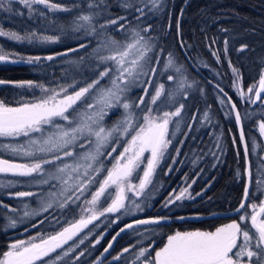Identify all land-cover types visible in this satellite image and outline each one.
Segmentation results:
<instances>
[{
  "label": "snow or ice",
  "instance_id": "obj_1",
  "mask_svg": "<svg viewBox=\"0 0 264 264\" xmlns=\"http://www.w3.org/2000/svg\"><path fill=\"white\" fill-rule=\"evenodd\" d=\"M119 7L129 13H138L134 16L136 24L132 25L126 16L111 17L108 11V0H86V11L82 10L74 16L67 29L61 26L62 34L70 31L79 39L82 37H101L90 55L81 57L79 61L69 62L79 70L85 59L89 62V71L94 79L78 80L75 75L71 83L66 82L46 87L43 84H34L32 81L18 82L16 87L40 89V97L33 100H24L23 96L15 106L0 101V140L11 141L0 143V150L6 151L12 157L26 162H17V159L0 158V174H10L12 177L25 178L0 180V190L12 189L20 186L33 185L43 189L48 186L46 193L33 191L9 192L10 197H15L23 204V209L10 207L0 201V208L8 212L22 211L19 220L5 215L8 221L5 228H16L18 222L25 218L39 216L53 208L54 202L61 210L70 209L71 205L81 199L85 193L90 195L82 209L80 219L69 223L67 227L55 234H44L29 237L27 240L16 239L8 249L0 255V264H81L85 254L91 255L88 247L78 251L81 245L89 239L99 221L107 214H117L116 220H110L109 226L115 224L121 215H135L143 212L139 200L146 199L155 188L154 176L162 162L171 158L176 163L175 157H170L169 149L177 133L188 136L189 133L181 132V125L186 115V103L180 102L189 98V89H193L196 81L188 82L187 68L180 64L174 53L161 47L158 39L150 32L153 25L149 21L164 10V0H117ZM28 9L29 14L39 13L45 17L46 13L38 6H43L49 13L71 12L72 9L54 3L53 0H18ZM12 0H0V9L11 11ZM35 6V7H34ZM81 8V4L73 5ZM151 13V16L149 15ZM102 21V22H101ZM147 22V23H146ZM144 25L141 27V25ZM179 28V22L177 23ZM113 32L121 33L122 39H116ZM0 36H7L15 41L28 40L29 43H56V36H38L31 32L21 36L15 32L0 30ZM228 41L225 40L227 46ZM88 44L80 43L79 49H87ZM181 48L185 47L181 43ZM246 47V46H242ZM227 50V49H226ZM76 52L78 49H69ZM67 52L57 53L56 56H67ZM217 57V53H212ZM56 56L49 55L44 59L52 61ZM8 56L0 50V61H6ZM41 57H28L27 63L40 61ZM13 63L17 61H12ZM206 66V65H205ZM231 66V65H230ZM232 88L240 97L241 102L256 104L257 101L264 105V69L261 70L258 86L243 90L242 81L237 69L232 68ZM167 77L171 86L158 80ZM6 81L0 80V84ZM211 83V81H209ZM81 84L85 86H81ZM220 92L228 96L219 85ZM140 88L143 95L132 100L129 93ZM201 95L202 88L198 89ZM221 105L230 104L231 108L225 111V117L231 118L234 114L235 123L240 129L239 143L244 149L246 167L241 173L237 169V178L247 175L249 182L244 186V199L235 209L240 213L246 206V201L252 195L250 184L252 181L249 156L257 155L259 144L255 137L246 139L243 122L252 120L257 116L255 112H241L232 98L227 101L217 96ZM179 106H176V105ZM147 106L146 110L143 106ZM121 107L124 112L122 118L111 127H105L103 121L108 115V110ZM168 110H164V108ZM211 106L209 105L208 108ZM174 108V110H171ZM140 111L137 112L136 110ZM259 132L264 136V107L259 113ZM193 119L196 116L193 114ZM213 123V117L206 109L202 114V126ZM187 127L191 129L192 124ZM211 135V134H210ZM222 135V133H221ZM182 145L185 140H180ZM233 145L237 141L233 139ZM118 146L123 150L119 151ZM215 147L223 151L220 137L215 138ZM111 149L108 151L107 149ZM119 151V155L113 154ZM211 151V150H210ZM177 155L181 149L176 148ZM147 153V155H145ZM207 155V153H205ZM216 157L215 152L212 153ZM240 153L237 152V157ZM112 157L111 166L105 161ZM202 157H199L200 159ZM218 159V157H216ZM198 160H193L196 165ZM182 163V161H181ZM215 166V165H213ZM172 166L169 165V171ZM142 171V175L140 172ZM166 175L168 173H165ZM257 192L264 190V164L257 169ZM102 177V178H101ZM187 178V177H186ZM138 179V183H134ZM195 183V181H193ZM188 187L182 188L176 194L175 190L169 193L163 203V208L175 204L176 201L194 199ZM95 188L94 191L92 189ZM52 189H55L54 191ZM114 190V191H113ZM131 193V196L128 194ZM197 196L201 193H197ZM34 198L38 209L31 208L27 202L20 198ZM133 197L137 199H133ZM110 201V203H109ZM104 204H107L104 207ZM253 212L250 216L251 227H246L248 218L240 216V222L233 220L215 231H176L167 236L163 247L154 248L152 240L146 247L140 246L130 260L125 264H264V201L259 206L249 205ZM80 207V205H77ZM170 219L166 216H157L148 219H135L112 236L107 247H104L92 264H99L100 258L110 254L115 242L125 233L133 229L134 225H155L160 227ZM185 219V217H178ZM59 223V221H57ZM89 225H93L87 233H83ZM36 227L35 224L32 225ZM254 229V231H252ZM27 231V229H25ZM153 236L156 230L145 229ZM143 239L136 244L123 248L112 257L113 261H121L124 254L143 245L144 239H150L144 233H138ZM104 233L92 242L95 248L101 243ZM71 241V244L69 243ZM154 251V255H152ZM106 258V257H105ZM111 264V262H109Z\"/></svg>",
  "mask_w": 264,
  "mask_h": 264
},
{
  "label": "trees",
  "instance_id": "obj_2",
  "mask_svg": "<svg viewBox=\"0 0 264 264\" xmlns=\"http://www.w3.org/2000/svg\"><path fill=\"white\" fill-rule=\"evenodd\" d=\"M53 2L71 8L72 11L53 14L41 5L38 7L46 13L45 17H41L39 13L30 15L28 9L15 0H12L11 11L0 9V30L4 32H15L21 36L36 32L38 36L58 37L56 43H29L26 39L15 41L7 36H0L2 54H6L10 61H17L15 63L0 61V80L7 82L0 84V101L15 106L22 96L26 101L39 98L41 95L39 88L28 89L27 86L18 88L15 86L16 83L32 81L34 84H43L46 87L53 86L57 82L63 84L66 82V70L68 72V83H71L73 75L78 80H88L89 82L95 78L89 71L87 59H85L84 64L79 66L78 71L76 66L69 62L79 61L81 57L87 58L101 37L81 36L77 39L76 35L79 34L74 35L70 31L62 34L60 31L61 26H64L65 29L68 28L74 16L79 15L82 10L86 11V0H53ZM77 3L81 4V8L73 7ZM108 3L110 5L108 11L111 13L112 18L126 16L132 25L136 24L133 17L138 13H129L127 10L121 9L117 0H108ZM147 22L153 25L150 34L158 39L161 47L172 51L180 64L186 66V74L190 82L196 81L194 88L189 91L190 95L187 101H180L187 105L181 132H187L189 135L186 137L178 133L177 138L173 140V145L170 146V157H175L177 162L173 163V160L169 158L163 161L161 167L158 168L156 173V181L159 185L158 196L151 202H147L146 207H143V212L130 218L125 217L110 226L107 220L104 221L103 225L95 228L89 239L85 241V245H81L78 250L83 251L85 247H88L91 251V255L85 254L81 264H92V261L100 255L104 247H107L108 242L118 228L132 220L157 216L170 218L160 227L139 225L126 230L115 242V247L110 250V254L100 258L99 264H109V262L111 264H125V260H130L140 246L146 247L152 240L155 241L154 248L158 249L163 247L167 236L176 231H214L217 227L233 220L240 222L241 215L247 216L248 221L245 226L250 228L249 205L254 203L259 206L260 202L264 201V193L262 190L257 192L256 188L257 169L260 168L261 164H264L263 159L260 157L264 149L262 140L255 128L256 122L260 119L261 107H264V105H261L260 101H257L256 104L242 103L237 98L231 88V76L227 67L228 62L238 70L243 89H247L259 79L261 70L264 69V0H165L164 10ZM178 22L179 28H177ZM120 34L113 32L116 39L122 38ZM225 40L228 41L227 46ZM80 43L88 44L89 47L79 49ZM181 43H184L185 47L181 48ZM69 49H78V51L72 52ZM63 52H67V56H56L57 53ZM213 52L218 54L219 62L217 57L212 54ZM49 55L56 56V59L52 61L44 59ZM36 56L41 57L40 61L26 62L28 57ZM162 80H164V77ZM217 85L223 88L228 96H224V93L216 87ZM81 86L85 85L81 84ZM200 88L204 90L203 95L198 91ZM218 95L226 101L228 97H231L233 103L237 104V109L241 114L245 112L257 113V116L252 120L243 122L245 137L249 140L250 148L251 137H255L260 146L258 156L251 154L249 156L252 171L250 184L252 195L246 201L245 208L231 217L221 215L235 210L243 200L246 175L237 178L236 172L239 169L243 173L246 164L242 145L239 143V131L235 123V116L233 114L230 119L225 117V111L229 110L231 105H221L217 100ZM209 105L210 108H208ZM164 109L168 110L166 107ZM206 109L213 117V123L207 124L205 122V126H202L200 120ZM171 110H174V108ZM193 114L196 119L192 118ZM188 124H192L193 127L189 129ZM217 136L220 137L223 151L215 147ZM233 139L237 141V146L233 145ZM180 140H185V143L181 145ZM9 142L11 141L0 140V143ZM121 147L118 146L119 151ZM176 148L181 149L179 155H177ZM119 151L114 153V156ZM213 152H215L218 159L212 155ZM237 152L240 153L239 157H237ZM199 157L202 158L198 159ZM0 158L26 162L12 157L10 153L3 150H0ZM111 160L112 157L109 162L108 160L105 161V164L109 167L111 166ZM193 160H198L196 165H193ZM169 165L172 166L171 171H169ZM184 176L189 180L196 178L191 190L193 194H197L205 189L202 196L193 201H176L168 208H163V201L169 189ZM42 190L18 185L9 190H0V201L20 210L22 204L17 198L7 196L9 192L33 191L39 193ZM20 199L27 202L29 206H33V203L36 202L31 197ZM77 211V206H71L70 209L62 210L60 213L52 211L14 229L10 228L5 231L4 228L8 221L4 216L12 215L13 212L0 208V255L8 249V244L16 239H24L36 233L50 231L55 233L74 221ZM187 216L199 219L176 221L178 217ZM109 217L107 216L105 219ZM57 221L61 222L56 224ZM97 223H101V220L93 224ZM33 224L36 227H33ZM52 224L53 226L55 224V226L43 228ZM92 228L93 225L84 230L81 235ZM153 228L156 230L154 236L150 232H145V229ZM101 232H106L101 239V243L92 248V242ZM138 233H144L150 239H144L143 245H138L137 249L125 253L124 259L121 261H113L112 257L123 248L136 244L138 240L143 239ZM152 255H154V251Z\"/></svg>",
  "mask_w": 264,
  "mask_h": 264
},
{
  "label": "rangeland",
  "instance_id": "obj_3",
  "mask_svg": "<svg viewBox=\"0 0 264 264\" xmlns=\"http://www.w3.org/2000/svg\"><path fill=\"white\" fill-rule=\"evenodd\" d=\"M15 1H18V0H15ZM165 1V0H164ZM150 16H151V13L149 14ZM133 25H135V24H133ZM144 25L142 24L141 25V27H143ZM120 36L122 37V34H120ZM122 39V38H121ZM3 62H12V61H10L9 59H7L6 61H3ZM227 67H228V70H229V73H230V76H231V88H232V83H233V72H232V66H230V64L227 62ZM240 75V74H239ZM163 77H159L158 78V80L160 81V82H163V83H165L166 84V86H171V82H169V81H167V77L166 76H164V80H162L161 81V79H162ZM241 78V77H240ZM260 78V77H259ZM259 80V79H258ZM258 80L256 81V82H254V83H252L249 87H252V86H258ZM188 82L189 83H191L190 82V80H189V78H188ZM248 87V88H249ZM247 88V89H248ZM247 89H243L246 93H247ZM191 89H189L188 91H190ZM232 90H233V88H232ZM233 92L235 93V95L237 96V98L241 101V99H240V97L237 95V93L233 90ZM140 95H143V92H142V90L140 89V88H135V89H133L132 90V92L131 93H129V96H130V98L132 99V100H135L138 96H140ZM181 100H183V98H181L180 99V101ZM242 103H245V102H242ZM178 105V104H177ZM179 106V105H178ZM144 107V109L146 110V105L145 106H143ZM165 110V109H164ZM137 112H139L140 110L139 109H137L136 110ZM123 112H124V110H123V108H121V107H116V108H113V109H110V110H108V115L107 116H105V118H104V121L102 122L103 123V125L105 126V127H111L114 123H116L118 120H120L121 118H122V115H123ZM258 124H259V121H257L256 122V131H257V133H258V135L260 136V138H261V140H262V143H263V149H264V136H261L260 135V132H259V127H258ZM182 126V125H181ZM202 127V126H201ZM178 134V133H177ZM108 151H111V149L109 148V149H107ZM123 150V148L121 147V149H120V151H122ZM114 155V154H113ZM117 155H119V153L117 154ZM145 155H147V153L145 154ZM261 159H263V161H264V150H263V153L261 154ZM110 158L111 157H109V159H108V162H109V160H110ZM107 161V160H106ZM140 174L142 175V171L140 172ZM7 179H17L16 177H12L10 174H0V180H7ZM25 178H22L21 180H24ZM154 183H155V188L154 189H152L151 188V186H149L150 187V189H151V194L149 195V197L148 198H146V199H142V200H139L138 202H140L141 203V206L142 207H146V205L148 204L147 202H151L153 199H155L157 196H158V192H159V185H158V182L156 181V175L154 176ZM193 181H195L196 182V178H194L193 180H189L188 178H186L185 176L182 178V179H180L177 183H175L170 189H169V192L167 193V195H166V197H165V199H164V201H163V203L165 202V200L168 198V196H169V193H171V192H173V190H175V193L176 194H178L180 191H181V189L182 188H185V187H188L189 185H191V187L188 189L189 190V193L193 196V197H195L194 199H186V200H181V202H183V201H193V200H195L196 198H198V197H200V196H202V194H203V192L205 191V189L204 190H202L201 192H199V193H201V195H199V196H197L196 194H193L192 193V187H193V185H194V183H193ZM139 181H138V179L137 180H135L134 181V183H138ZM25 187H28V186H25ZM33 187H35V188H38V189H41L40 187H37V186H35V185H33V186H31V188H33ZM47 187V188H46ZM30 188V187H29ZM46 189V190H45ZM9 190V189H8ZM43 190H44V192L46 193L47 191H49V189H48V186H43ZM53 191L55 190V189H52ZM95 190V189H94ZM94 190H92V191H94ZM114 191V190H113ZM262 192L264 193V190H262ZM129 196H131V193H129L128 194ZM7 196H9V195H7ZM91 197H90V195L89 194H87V193H85V195L84 196H81V199L79 200V201H76L74 204H72L71 206H77V205H80V207H78V211H77V216H76V219L74 220V221H72V222H75L76 220H78V219H80V217H81V214H82V209L84 208V207H87V204L85 203V201L87 200V199H90ZM133 199H137V198H135V197H133ZM109 203H110V201H109ZM252 204H254V203H252ZM252 204H250V205H252ZM107 206V204H104V207H106ZM31 208H34V209H38V207H39V204H38V202L36 201V202H34L33 203V206H30ZM258 207V206H257ZM19 209H23V204L21 205V207L19 208ZM52 211H55V212H62V210L58 207V205L54 202V206H53V208H51V209H49L48 210V212H42L39 216H35V217H31V218H25L24 219V221L23 222H18L17 223V226H20V225H22V224H24V223H26V222H28V221H31V220H34V219H36L37 217H40V216H42V215H45V214H47V213H50V212H52ZM249 211H250V216H251V214H252V212H253V209L249 206ZM138 213H140V212H137V213H135V215L136 214H138ZM23 215V212L22 211H19V212H16V213H12V215H9V216H11L12 218H14V219H17V220H19V217L20 216H22ZM107 216H110L109 218H107V219H105ZM134 215H127V216H125V215H121V217H120V219L119 220H121V219H123V218H125V217H133ZM106 217H102L100 220H101V223H99V226H101V225H103L104 224V221H110V220H116V218H117V214H107L106 215ZM119 220H117V222L119 221ZM249 221H250V218H249ZM61 221H59V223H60ZM95 222H97V221H94L93 223H95ZM116 222V223H117ZM232 222V221H231ZM59 223H56V224H59ZM71 223V222H70ZM115 223V224H116ZM228 223H230V222H228ZM228 223H226V224H228ZM38 224V223H37ZM69 224H67L66 226H64V227H67ZM111 225H114V224H111ZM225 225V224H224ZM251 225V224H250ZM54 226H55V224H54ZM53 226V224L51 225V226H44L43 228H49V227H54ZM91 225H89L88 226V228L90 227ZM221 226H223V225H221ZM221 226H219V227H221ZM63 227V228H64ZM63 228H61V229H59L58 231H60V230H62ZM97 228V227H96ZM7 229H10V228H4V230L6 231ZM84 230H86V229H84ZM83 230V231H84ZM254 230V229H253ZM58 231H56V232H58ZM215 231V230H214ZM55 232V233H56ZM55 233H51V231L50 232H47V233H40L41 234V236H43L44 234H48V235H52V234H55ZM104 233V235H105V233L106 232H103ZM37 235V233L36 234H33V235H31V236H29V237H32V236H36ZM29 237H26V238H24L23 240H27ZM96 238H100V234L96 237ZM103 238V237H102ZM101 238V239H102ZM167 240V239H166ZM70 244H71V241L69 242ZM10 244V243H9ZM9 244H8V246H9Z\"/></svg>",
  "mask_w": 264,
  "mask_h": 264
},
{
  "label": "water",
  "instance_id": "obj_4",
  "mask_svg": "<svg viewBox=\"0 0 264 264\" xmlns=\"http://www.w3.org/2000/svg\"><path fill=\"white\" fill-rule=\"evenodd\" d=\"M179 18H180V15H179ZM179 18H178V21H179ZM238 131H239V136H240V129L238 128ZM242 149H243V146H242ZM243 152H244V149H243ZM249 182V178H248V176L246 175V183H248ZM243 199H244V197H243ZM239 207V206H238ZM237 207V208H238ZM236 208V209H237ZM236 214H238V213H236V211L235 210H233L232 212H229V213H225V214H223V215H221V216H224V217H231V216H235ZM140 219H147V218H140ZM197 219H199V218H197V217H190V216H187V217H185V219H183V220H197ZM133 221V220H132ZM132 221H130V222H127V223H131ZM176 221H181V219H176ZM127 223H125V224H127ZM124 224V225H125ZM124 225H122L121 227H124ZM135 226H139V225H134V227ZM120 227V228H121ZM117 231H119V228H118V230ZM116 231V232H117ZM116 234V233H115ZM114 234V235H115ZM107 254V253H106ZM105 254V255H106Z\"/></svg>",
  "mask_w": 264,
  "mask_h": 264
}]
</instances>
